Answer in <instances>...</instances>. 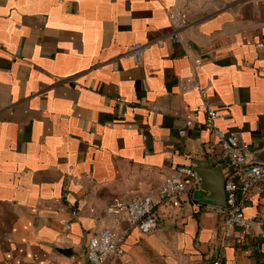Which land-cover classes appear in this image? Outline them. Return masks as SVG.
Segmentation results:
<instances>
[{
    "label": "crops",
    "instance_id": "1",
    "mask_svg": "<svg viewBox=\"0 0 264 264\" xmlns=\"http://www.w3.org/2000/svg\"><path fill=\"white\" fill-rule=\"evenodd\" d=\"M173 9L191 58L170 38ZM263 40L264 0H0V264H90L114 199L153 192L195 159L225 172L203 100L263 149ZM135 42L149 44L140 67L125 56ZM217 206L186 194L161 207L158 229H134L118 264H264V243L242 230L222 242Z\"/></svg>",
    "mask_w": 264,
    "mask_h": 264
},
{
    "label": "built area",
    "instance_id": "2",
    "mask_svg": "<svg viewBox=\"0 0 264 264\" xmlns=\"http://www.w3.org/2000/svg\"><path fill=\"white\" fill-rule=\"evenodd\" d=\"M169 18L174 25L170 38L180 45L191 58L192 48L190 40L183 30L188 21L180 9L169 11ZM264 45V40L259 42ZM149 44L135 42L128 47L125 56L131 58L135 67H140L145 59ZM203 63L201 58L196 64ZM178 84L181 90H197L203 96L207 87H203L194 76H180ZM200 110L206 112L205 127L215 134L220 146V157L225 165V192L226 206H217L221 217L223 232L222 242L232 236V230L240 229L247 235L255 237L264 243V207L256 208L250 213L247 209L256 206L264 198V164L250 162L249 145L232 130H225L218 120L221 117L213 103L203 100ZM186 130H180L185 134ZM202 189V178L191 165H178L172 173L153 191L147 194H135L129 199H114L106 208V213L115 216V224L104 227L100 232L93 234L86 248V255L90 264H118L124 255V244L134 229L142 233L155 231L160 226L161 207L178 205L186 194H195ZM59 211L69 209V205L56 202ZM72 217L78 215L77 209L71 210ZM65 229L71 228V221L62 220ZM213 264H224L216 260Z\"/></svg>",
    "mask_w": 264,
    "mask_h": 264
},
{
    "label": "water",
    "instance_id": "3",
    "mask_svg": "<svg viewBox=\"0 0 264 264\" xmlns=\"http://www.w3.org/2000/svg\"><path fill=\"white\" fill-rule=\"evenodd\" d=\"M248 159L250 162L264 164V148L252 151ZM191 166L202 178V189L195 195H205L206 199L213 200L218 206H226V175L223 166H212L207 159H195Z\"/></svg>",
    "mask_w": 264,
    "mask_h": 264
}]
</instances>
